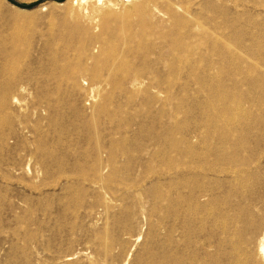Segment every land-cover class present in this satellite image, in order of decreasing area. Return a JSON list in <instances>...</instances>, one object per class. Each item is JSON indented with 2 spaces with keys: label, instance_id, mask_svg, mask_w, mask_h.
I'll return each instance as SVG.
<instances>
[{
  "label": "rangeland",
  "instance_id": "rangeland-1",
  "mask_svg": "<svg viewBox=\"0 0 264 264\" xmlns=\"http://www.w3.org/2000/svg\"><path fill=\"white\" fill-rule=\"evenodd\" d=\"M105 1L0 0V264L220 258L234 165L264 203V0H149L130 40Z\"/></svg>",
  "mask_w": 264,
  "mask_h": 264
},
{
  "label": "bare ground",
  "instance_id": "bare-ground-1",
  "mask_svg": "<svg viewBox=\"0 0 264 264\" xmlns=\"http://www.w3.org/2000/svg\"><path fill=\"white\" fill-rule=\"evenodd\" d=\"M68 1H70L71 14H74L75 12V5H86L89 2V0ZM121 1L128 2L127 4L129 5V8L127 10H125L123 6H120L121 4L119 5L113 0H107L105 1L104 10H94L87 16V18L90 22L92 20L93 23H97L100 18L105 15H112V13L118 12H120V14L123 13L119 16V18H121L120 20L123 21V23H121L123 27L119 31L118 36L122 39L130 40L132 39V36L128 31L131 29H137L139 34L143 35V38L149 33H152L154 30L153 25L150 23L152 17L168 16L171 19L176 17L174 8L171 5L165 6V9L162 10L149 0ZM94 2H97L98 5H102L104 0H94ZM106 24L107 23H105L104 31H107ZM125 27L128 28L126 29ZM89 38H98L101 40L106 39L105 34H90ZM250 70H257L255 63L252 65V69H248V67L244 66L242 68V74L246 75ZM72 74L75 77L77 71H73ZM201 170L204 171L203 173L208 174V170ZM210 171L211 170H209V172ZM220 174L230 176L233 179V187L239 191L238 193H240L238 201L236 202L238 206L237 210H233L232 208L227 209V212L222 216L224 220L218 222V227L222 230L223 234L221 245L226 246V250L220 258H213L210 253H207V256L200 260L191 257L190 264H264V203L261 206H256L250 210L242 207L241 204L244 201L253 200L252 193L246 191L248 190L247 188L251 186V180L244 167L234 165L227 169H221ZM193 212H195V210L189 211L190 219L194 216ZM210 212L211 210L206 211L205 214L201 213V216L203 214L204 216L209 217L212 215ZM219 217H221V215ZM225 259L228 260V263H224Z\"/></svg>",
  "mask_w": 264,
  "mask_h": 264
},
{
  "label": "water",
  "instance_id": "water-1",
  "mask_svg": "<svg viewBox=\"0 0 264 264\" xmlns=\"http://www.w3.org/2000/svg\"><path fill=\"white\" fill-rule=\"evenodd\" d=\"M64 1V0H62ZM21 8H28L27 6L19 5Z\"/></svg>",
  "mask_w": 264,
  "mask_h": 264
},
{
  "label": "built area",
  "instance_id": "built-area-1",
  "mask_svg": "<svg viewBox=\"0 0 264 264\" xmlns=\"http://www.w3.org/2000/svg\"><path fill=\"white\" fill-rule=\"evenodd\" d=\"M124 1H128V0H124Z\"/></svg>",
  "mask_w": 264,
  "mask_h": 264
}]
</instances>
